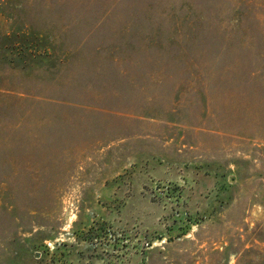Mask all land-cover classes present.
<instances>
[{"label": "rangeland", "instance_id": "obj_1", "mask_svg": "<svg viewBox=\"0 0 264 264\" xmlns=\"http://www.w3.org/2000/svg\"><path fill=\"white\" fill-rule=\"evenodd\" d=\"M0 264H264V0H0Z\"/></svg>", "mask_w": 264, "mask_h": 264}]
</instances>
